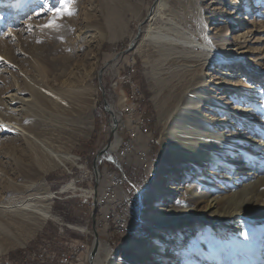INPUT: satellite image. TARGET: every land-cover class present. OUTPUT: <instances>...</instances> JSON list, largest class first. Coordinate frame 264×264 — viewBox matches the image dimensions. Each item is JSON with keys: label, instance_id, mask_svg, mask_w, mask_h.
I'll list each match as a JSON object with an SVG mask.
<instances>
[{"label": "rangeland", "instance_id": "374dc122", "mask_svg": "<svg viewBox=\"0 0 264 264\" xmlns=\"http://www.w3.org/2000/svg\"><path fill=\"white\" fill-rule=\"evenodd\" d=\"M251 1L247 8L246 0H0V109L7 96L18 92L29 98L19 107L24 110L18 112V120L37 125L36 136L27 139L0 123V203L31 193L53 195V215L41 227L27 229V237L16 230L13 245L0 240V264H92L87 253L94 245L95 230L100 239L96 260L104 264H204L205 251L191 235L176 254L177 227L204 206V197L223 200L233 190L237 194L230 201L238 203L234 208L250 203L244 209L248 215H242L239 223L254 243L256 256L247 255L243 247L225 248L223 233L228 229L211 221L212 212L206 227L210 233L196 235L212 248L207 257L215 258L216 264L253 260L264 264V218L258 212L264 206L253 197L264 195V182L255 184L264 179V0ZM203 38L224 46L214 49L217 60L200 72L199 85L218 99L213 107L224 105L232 113L231 120L218 128L224 134L235 129L232 132L239 137L233 153L223 154L234 163L231 170L206 162L199 171L192 160L176 158L175 149L183 145L180 132L187 129L185 108L199 96L196 86L187 92L183 86L201 62L202 53L193 50ZM183 56L192 61L184 62ZM133 60L146 95L151 131L142 144L152 150L155 168L145 180L134 156L127 161L130 165H124L128 181L122 196L132 197L134 204L128 211L132 223L120 234V215H112L111 227L98 225L96 192L104 182L97 181L93 166L111 141L98 167L101 175L120 170L115 149L125 133L117 131L114 141L104 90L111 105L110 97L117 96L120 110L127 93L114 91L112 78ZM225 72L230 73L223 77ZM18 101L16 107L22 104ZM206 109L205 105L203 112ZM212 109L207 114L218 116ZM164 140L169 144L167 158ZM43 143L70 152L77 163L50 167ZM166 200L167 211L179 209L176 223L147 217L152 206ZM155 232L162 246L158 255ZM215 233V241H210ZM75 243H86L88 252L61 260ZM231 255L238 258L233 263Z\"/></svg>", "mask_w": 264, "mask_h": 264}, {"label": "bare ground", "instance_id": "6f19581e", "mask_svg": "<svg viewBox=\"0 0 264 264\" xmlns=\"http://www.w3.org/2000/svg\"><path fill=\"white\" fill-rule=\"evenodd\" d=\"M158 1L159 0H157V2ZM250 3L253 4L254 1L252 2L251 0H246L245 6L247 8H249L251 6ZM152 12L153 11H151V13ZM243 19H244V17H243ZM155 33H157V32H155ZM160 33L161 32L158 31L157 35H159ZM85 34H86V32L82 31L81 35L83 36ZM103 39H104V37L102 36L100 38V41ZM171 39H172V37H171ZM200 40H202V38ZM188 42L189 43L193 42V40L191 41V39H189ZM198 44H199L198 46H195V50H193V52L196 51V53L197 52L202 53V55H199V56H202L201 58H199L201 60V62L192 71V76L190 77V79L186 80L185 82L183 80V82H184L183 91L187 92L190 87L196 86L195 92L198 93L199 96L196 97V100H197L196 102H192V103H194V105L192 107L185 108L187 120L185 121L186 125L185 124L184 125L187 126V129H185L183 127L184 131L180 132L183 145H179L175 149L178 151V156L176 158L178 160H183L184 158L188 159V160H192L199 171L201 170L202 164L206 163V162H211V163L217 164V165L222 166V167H227L228 169L231 170L235 167V165L233 162L232 163L227 162L225 160V157L223 154L233 153L234 145H235L236 141L239 139V137L235 136L234 133L232 132V131H235V129L231 130L230 133L224 134L218 128L220 127L221 124L225 123V121H227L229 119L231 120L232 113L229 110L227 111V109L224 107V105H219L218 110H217V106L213 107L214 103H218V99L215 98L213 95H211V93L207 89L201 88V85H199V83L201 82L199 80L200 79L199 78L200 72L203 70V68H205L206 65L217 60V58H216L217 55H216L214 49L219 51L224 46H220V47L214 46L213 45L214 43L211 45L210 42L206 41L205 39L203 41L199 42ZM186 48H188V46H186ZM187 53L189 54V52H187ZM185 55L186 54H184V56ZM184 56H183L184 62L192 61L190 58H187ZM222 58H223V60H225L227 62L228 59L226 58V56L223 55ZM229 73L230 72H228V73L225 72L224 74H221V75L223 77H225V76L229 75ZM239 77L240 76H238V78ZM238 78H236V77L233 78V80H235L234 85L230 88H232V89L235 88V84L237 83ZM38 89H40V88H38ZM33 90H31L32 93L35 92V90L34 91ZM23 91H24V89H23ZM83 93H84V90L81 91L80 94L83 95ZM7 97H8L7 100L2 101V103H1L2 104L1 106L4 107V108L0 109V123H1V125H5V127L7 129H11V130L17 131L19 133L21 132L25 136V138H27V139L33 138V135L35 137L37 134L36 123L32 122V123H26L25 124V123L19 121L17 118V116L19 114L18 112L21 110L22 111L24 110V108L19 109V107L24 106L25 103H28L29 98H27L23 95L20 96L18 94V92L10 94ZM59 97H61V96H59ZM17 100L22 101V104L19 105L18 107H16V105H15V102H17ZM20 101H18V102L20 103ZM57 102H58V99H56L54 101V104L57 105ZM205 105L207 107V109H206L207 112L211 111V108H214V109H212V112H214L216 115L218 113V116H216V117L213 115L209 116L207 114V112H203L204 111L203 107ZM215 108H216V110H215ZM112 111L113 112L115 111V116L120 119V117L118 116L119 112L116 111L115 108L113 109V107H112ZM183 113H184V111H183ZM234 113L236 114L237 112H234ZM25 114H27V113L25 112ZM181 114H182V112H181ZM111 119H112V117H111ZM182 124H183V122H182ZM111 127H113V119H112ZM117 131H118V127L114 133V135H115L114 141L115 142H116V138H117ZM149 135L150 134H148V135H145L142 133L139 134L137 139H136V145L137 146L134 150V153L129 155V157L134 156L138 161L137 162L138 165L140 166V164H142V163L140 162L139 158L136 156V153L140 149H143L147 152V154L150 157V163L149 164H150L151 168H149L148 170H145V168L143 167V170H142L144 173V176L146 174L147 177H148V172H151L152 168H155V161L153 158L154 156L151 152L150 147L148 145L142 144V142H143L142 140L144 139L143 137H146V136L148 137ZM121 142H122V137H121V141H120L119 145H121ZM118 146L115 149L116 153L118 152ZM226 146H227V148H226ZM55 148H53V146L50 147V145L48 146L46 143H43V151L47 155V156L46 155L45 156L50 159L49 160L50 167H59L60 165L64 166L67 163H74V164L77 163L78 158L75 155L71 154L70 152H64V151L62 152V149L60 151V150H57L58 148L57 149H55ZM110 149H111V145H110V148L106 152H108ZM44 152H43V154H45ZM168 152H169V144L166 140H164V155L166 156V158H167ZM102 157L99 159V161L102 159ZM148 179H149V177H148ZM259 180L260 179H258L257 183H255V184H259V183L261 184L264 182V179H262L260 181ZM100 181L105 182L104 175H101ZM101 188L102 187H100V190H101ZM160 189H162V187H160ZM100 190L98 192H96V197H97L98 193L100 192ZM236 194H237V191L233 190L232 194L223 195V197H224L223 200H221V198H216V197H212V198L211 197H204L205 198L203 201V202H205L204 206H202L203 205L202 204L201 205L202 207L198 211L193 210L194 214L187 217L188 220L186 219V217H184L185 221L183 223H180L179 227H177L178 228V235L175 238L176 239L175 245H176V250H177L176 254H179L182 251L183 244L188 242L187 240H189V237H187V236L191 235V237H196V238H194V240H196L198 242V244L201 245L199 247L203 248V251H205V252H202V255H201V256H203V258H208V259H206V261H205L206 263L204 262V264H216L217 263L215 258L209 260V257H207V254L212 251L211 250L212 248L209 245H207L206 243L201 242L203 240H201L196 235L199 232H201L203 234L210 233V232H208L210 230H206V227L208 226L207 220H210L209 216H208V212H212L215 215V217L211 221H218L221 223L220 224L221 226L228 229V233H223V236L225 237V243H226L225 248H229L230 246H236L237 248L243 247L246 250L245 253L247 255H249L250 257L254 258L256 256L254 253V251H255L254 250L255 249L254 243L252 241H249L248 238H246L244 228L239 223L241 221L242 215H248L247 212H244V209L246 207H248L247 205H249L250 203H245V205H243V206H239L238 208H234L235 205H237L238 203H235L234 201H230V199H231V197H234ZM256 195L257 196H253L254 199H256L258 201V203L260 204V207H263L264 202H262L260 200H262L264 195H262V193H257ZM52 197H53L52 192L43 193V194L31 193L30 195L26 194L25 196L21 197L22 199L18 198L16 201H13V202L10 200L11 202L0 203V240L4 239L5 241L9 242V245H13V244H15V243H13V241H15V237L17 236L16 230H18L21 233V235H23L24 237H27V234H25V231H27V229L30 232H33L36 229H38L39 227H41L43 225V223L53 215V213L51 212V209H50L51 208L50 200ZM165 203H167V200L161 201L159 205L152 206L147 217L148 218H153V217L158 218V221H161L162 223L168 222L169 223L168 225H170L172 222L176 223L175 219H178L179 215H180L179 209L170 208V210L167 211L166 206L164 205ZM240 210H243V211H240ZM263 211H264V208H260V210L258 211V212H260L259 213L260 218H264V212ZM261 213H263V214H261ZM191 219H197V221L191 220ZM131 223L132 222L127 223L128 228H129V225ZM120 226L122 228L121 224H120ZM172 226H174V225L172 224L171 227ZM8 228H13V231L6 230ZM121 234H125V232H123ZM213 236H218V233H215V234L209 236L210 241L214 240ZM157 237H158V232H155L154 236H153V238H154V240H153L154 244L153 245H154L155 250L157 251L156 255H158L162 250L161 243L159 242ZM180 237H182V238L180 239ZM196 241H195V243H196ZM99 247H100V244H99ZM145 252H147V251H144V253ZM87 254L89 255L90 253L88 252ZM96 255L94 258V264H104L102 261L100 262L98 259L96 260ZM231 256L233 259L232 263L234 262L235 259H238L237 255H231ZM156 260L157 259H155V261ZM256 263L257 262L255 260H253V262L250 264H256Z\"/></svg>", "mask_w": 264, "mask_h": 264}, {"label": "built area", "instance_id": "2783aa9c", "mask_svg": "<svg viewBox=\"0 0 264 264\" xmlns=\"http://www.w3.org/2000/svg\"><path fill=\"white\" fill-rule=\"evenodd\" d=\"M136 61H128L124 64L120 74L112 78L111 86L114 91H126V100L122 103L120 110L118 98L110 97L111 103L118 110L120 123L118 131L125 133L122 137L121 145L118 147L117 157L119 159L120 170H106L104 177L105 182L98 193L96 200L99 207L98 225L103 228L113 225L112 215H120V223L122 232H126L127 223L130 221L129 209L134 204L133 198L130 196L123 197L122 192L127 185L128 177L124 172V165L128 166L129 155L134 153L136 148V139L139 134H150V126L145 112V95L143 87L136 75ZM136 156L139 158L140 168L148 170L150 166V157L143 149L137 151ZM118 165V164H117ZM148 177L145 174V180ZM71 254L66 252L65 257H60L61 260L68 262L71 257L79 258L84 252H88L86 243H75L70 245ZM72 264V263H71Z\"/></svg>", "mask_w": 264, "mask_h": 264}, {"label": "water", "instance_id": "95a60500", "mask_svg": "<svg viewBox=\"0 0 264 264\" xmlns=\"http://www.w3.org/2000/svg\"><path fill=\"white\" fill-rule=\"evenodd\" d=\"M100 78H101V76H100ZM104 100H105V107H106L107 111L110 113V115H111V117L113 119L112 132L114 134L115 131H116V129H117V127H118V124L120 122V119L115 116V111L114 112L112 111V105L106 99L105 90H104ZM110 145H111V141L108 142L107 145L98 153L97 157L94 160V166H93V168H94V173H95V176H96L97 181H99L100 178H101V172H100L99 167H98L99 159L102 156H104V154L106 153V151L110 148ZM99 244H100L99 234H98L97 230H95L94 245H93V247L91 249V253H90V259H91V263L92 264H94L95 255L97 254V252L99 250Z\"/></svg>", "mask_w": 264, "mask_h": 264}, {"label": "trees", "instance_id": "16d2710c", "mask_svg": "<svg viewBox=\"0 0 264 264\" xmlns=\"http://www.w3.org/2000/svg\"><path fill=\"white\" fill-rule=\"evenodd\" d=\"M146 96V95H145ZM151 152H152V150H151ZM152 154H153V152H152ZM154 155V154H153Z\"/></svg>", "mask_w": 264, "mask_h": 264}]
</instances>
